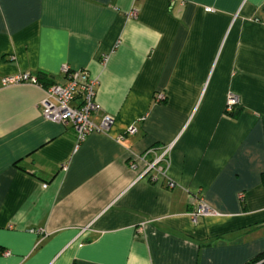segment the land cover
<instances>
[{
  "label": "crops",
  "instance_id": "1",
  "mask_svg": "<svg viewBox=\"0 0 264 264\" xmlns=\"http://www.w3.org/2000/svg\"><path fill=\"white\" fill-rule=\"evenodd\" d=\"M64 66L98 79L93 123L115 119L79 148L71 124L42 116ZM24 72L41 86L2 85ZM170 147L165 176L129 168ZM201 199L217 215L194 222ZM263 252L264 0H0V264Z\"/></svg>",
  "mask_w": 264,
  "mask_h": 264
},
{
  "label": "built area",
  "instance_id": "2",
  "mask_svg": "<svg viewBox=\"0 0 264 264\" xmlns=\"http://www.w3.org/2000/svg\"><path fill=\"white\" fill-rule=\"evenodd\" d=\"M62 72L65 77L63 84L55 83L46 89V99L42 103V116L53 123L71 124L77 135L76 148H79L93 132H109L115 119L111 115H105L99 125L92 121V115L99 111L96 101L98 79L86 72L71 70L68 66H64ZM21 84L41 86V81L37 75L28 72L6 76L2 79L4 87ZM159 99H164V97L159 96ZM240 105V98L236 94H229L225 106L226 114L233 115ZM127 133L134 135L137 133V128L132 126ZM121 140H124V136L119 137V141ZM170 151L171 147L161 154H156L153 150L148 151L130 161L129 168L137 171L140 168L139 165L143 163L146 168L141 173L142 177L154 172L165 176L170 167ZM153 180H155L154 177ZM215 215L217 213L201 199L198 209L191 214V217L194 222H197L199 217Z\"/></svg>",
  "mask_w": 264,
  "mask_h": 264
},
{
  "label": "trees",
  "instance_id": "3",
  "mask_svg": "<svg viewBox=\"0 0 264 264\" xmlns=\"http://www.w3.org/2000/svg\"><path fill=\"white\" fill-rule=\"evenodd\" d=\"M246 264H264V252L256 256Z\"/></svg>",
  "mask_w": 264,
  "mask_h": 264
}]
</instances>
